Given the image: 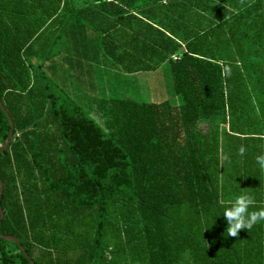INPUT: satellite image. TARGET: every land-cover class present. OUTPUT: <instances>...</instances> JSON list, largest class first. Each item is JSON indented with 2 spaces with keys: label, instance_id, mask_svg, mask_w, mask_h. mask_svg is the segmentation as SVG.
I'll return each mask as SVG.
<instances>
[{
  "label": "trees",
  "instance_id": "obj_1",
  "mask_svg": "<svg viewBox=\"0 0 264 264\" xmlns=\"http://www.w3.org/2000/svg\"><path fill=\"white\" fill-rule=\"evenodd\" d=\"M100 57L169 64L178 102L97 98ZM0 98V233L20 241L0 237V264H31L22 247L35 264H264V221L229 237L221 215L243 193L264 208V0H0ZM10 128L0 108V148Z\"/></svg>",
  "mask_w": 264,
  "mask_h": 264
},
{
  "label": "rangeland",
  "instance_id": "obj_2",
  "mask_svg": "<svg viewBox=\"0 0 264 264\" xmlns=\"http://www.w3.org/2000/svg\"><path fill=\"white\" fill-rule=\"evenodd\" d=\"M78 6L85 5V0H75ZM55 55L52 56L48 63H55L57 67L58 80L64 79L65 76L61 73H70L68 87H71V96H73L82 105L89 102L88 95H91L88 90L76 89L74 78L71 76L73 70L66 64L62 63L57 48H54ZM57 53V54H56ZM107 59V57H105ZM92 81H95L99 88L94 92L97 98L105 96H122L130 97L141 102H178V96L174 90L173 77L169 64H164L155 71L141 73H125L119 68L103 63V57L92 62ZM89 111L88 108H86ZM94 111V113H92ZM91 116L100 124L103 123V113L99 110L89 111Z\"/></svg>",
  "mask_w": 264,
  "mask_h": 264
},
{
  "label": "clouds",
  "instance_id": "obj_3",
  "mask_svg": "<svg viewBox=\"0 0 264 264\" xmlns=\"http://www.w3.org/2000/svg\"><path fill=\"white\" fill-rule=\"evenodd\" d=\"M239 151L243 153L244 149L241 148ZM255 162L259 170L264 172V153L257 155ZM251 204L252 197L243 193L236 195L231 204L223 208L221 215L226 222L224 232L226 231L227 236L236 237L240 229L248 230L258 222L264 221V208L251 211Z\"/></svg>",
  "mask_w": 264,
  "mask_h": 264
},
{
  "label": "water",
  "instance_id": "obj_4",
  "mask_svg": "<svg viewBox=\"0 0 264 264\" xmlns=\"http://www.w3.org/2000/svg\"><path fill=\"white\" fill-rule=\"evenodd\" d=\"M0 108L3 110V112L8 116L9 120H10V123H11V128H10V131H9V134L7 136V139H6V142L4 144V146L2 148H0V152L4 151L6 148H8V146L10 145L11 141L13 140V137H14V129H15V125H14V121L10 115V113L8 112V110L4 107V104H3V101L2 99L0 98ZM3 189H4V186H3V182L1 181L0 179V198H1V195L3 193ZM4 217V210L0 204V222H1V219ZM0 237L5 239V240H12V241H15L17 244L20 245V241L17 237L15 236H11V235H4V234H1L0 233ZM22 250L23 252L26 254V256L28 257V259L30 260L31 264H35V262L33 261V259L27 254L26 250L24 247H22Z\"/></svg>",
  "mask_w": 264,
  "mask_h": 264
},
{
  "label": "built area",
  "instance_id": "obj_5",
  "mask_svg": "<svg viewBox=\"0 0 264 264\" xmlns=\"http://www.w3.org/2000/svg\"><path fill=\"white\" fill-rule=\"evenodd\" d=\"M175 59H177V56H174Z\"/></svg>",
  "mask_w": 264,
  "mask_h": 264
}]
</instances>
